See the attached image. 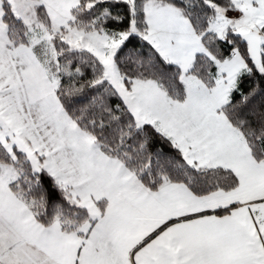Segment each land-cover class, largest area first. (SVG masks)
Here are the masks:
<instances>
[{
	"label": "snow or ice",
	"instance_id": "snow-or-ice-1",
	"mask_svg": "<svg viewBox=\"0 0 264 264\" xmlns=\"http://www.w3.org/2000/svg\"><path fill=\"white\" fill-rule=\"evenodd\" d=\"M0 264H264V0H0Z\"/></svg>",
	"mask_w": 264,
	"mask_h": 264
}]
</instances>
